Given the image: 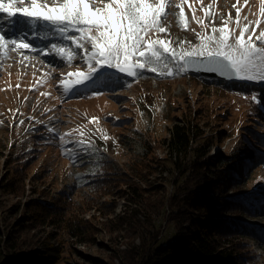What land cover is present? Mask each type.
<instances>
[{"label":"rangeland","instance_id":"1","mask_svg":"<svg viewBox=\"0 0 264 264\" xmlns=\"http://www.w3.org/2000/svg\"><path fill=\"white\" fill-rule=\"evenodd\" d=\"M48 2L51 4L53 0ZM236 8H240V27L249 21H264L260 0H247V3L245 0H172L163 21L166 33H153L150 38L164 39L170 49L180 51L181 42L187 49L198 43L197 33H211L210 20L220 27L229 17L228 27L238 35ZM181 10L183 18L179 15ZM206 11L214 13V17H206ZM0 17L8 32L9 23L4 15ZM197 20L209 26L204 28ZM261 28L264 23L257 28V34ZM37 29L38 35L45 37L33 43L39 52L6 49L0 56L1 238L15 230L11 226L23 215L22 210L14 213L15 205L22 208L32 197L41 199L45 195L72 192L73 202L82 206L77 211L79 216L94 228L90 231L93 240L79 243L65 236V260L58 264H127L134 247L140 243L139 238L125 233L124 229L106 226L129 212L128 201L121 197L126 187L119 180H112L108 187L110 195H96L93 186L87 183L90 177L84 175L88 171L87 160L95 154L103 155L115 164L119 178H124L120 174L129 172L135 162L144 160L154 167L157 160L164 158L165 150L159 142L168 137V129L181 121L182 116L192 115L204 132L194 145L196 157L207 162L219 152H240L236 163L220 170L223 175H217L216 165L206 167L213 180L209 197L220 198L224 194L235 197L240 193L255 196L251 212L241 217L256 231L254 237L244 238L245 251L248 264H264V102L260 100L264 81L228 82L187 72L161 76L147 70L129 77L113 69L107 70L110 79L103 82L105 86L74 85L65 91L61 81L74 79L68 77L69 72L87 71L86 64L79 55L71 64L61 59L50 45L72 46L70 42L57 37L48 25H39ZM15 35L14 29L6 37ZM44 50L52 54L42 55ZM208 138L212 141H207ZM81 140L91 146L85 149L77 143ZM85 152L90 155L85 157ZM169 166L163 162L158 171L152 172L153 167L148 170L140 167L149 184L163 185L166 197L172 190ZM8 174H19L18 184L23 189L12 192L11 187H5L12 182H6ZM80 176H84L83 182L79 181ZM217 183L220 187L223 184L224 191ZM234 185L238 186L237 190ZM136 215L139 220L146 216L144 212ZM166 216L162 213L153 216L160 236L171 230L166 225ZM51 230L54 229L48 225L36 224L33 229L14 234L32 248Z\"/></svg>","mask_w":264,"mask_h":264},{"label":"trees","instance_id":"2","mask_svg":"<svg viewBox=\"0 0 264 264\" xmlns=\"http://www.w3.org/2000/svg\"><path fill=\"white\" fill-rule=\"evenodd\" d=\"M203 134L197 119L192 115L182 116L181 121L168 129V137L159 142V146L165 150L164 158L157 160L153 167L142 157L143 161L135 162V167L131 166L129 172L120 174L124 178L117 176L115 164L101 154L87 160L88 171L84 175L90 177L87 183L93 186L96 195H110L111 189L108 187L112 180H119L126 187L121 191V197L128 201L129 212L109 221L106 226L124 229L125 233L139 238L140 243L134 247L127 264L249 263L244 238L254 237L256 231L241 217L251 212L255 196L240 193L235 197L222 194L220 198H210L213 180L206 170V167L216 165L218 175L220 170H226L236 163L240 152H219L212 160L205 158V162L194 153V145ZM207 141L211 142L212 138ZM146 154L148 157L149 153ZM84 155L90 154L85 152ZM163 162L171 165L168 167L170 171L172 169V190L167 197L163 185L149 184L141 172L142 168L148 170L152 167L151 172L158 171ZM230 176L233 178V175ZM83 178L80 176L79 181ZM9 180L12 182L5 184V187H11L12 192L23 189L18 184L19 174H8L6 182ZM217 184L224 191L223 184L221 187ZM233 187L238 189L237 185ZM71 193L60 192L55 196H42L41 199L32 197L23 203L22 208L18 205L12 207L15 214L22 210L23 215L11 226L15 230H10L4 239L0 234V264H58L65 260V236L79 243L93 240L90 231L94 228L79 216L77 211L82 206L73 202ZM139 212L146 214L144 220L137 218ZM159 213L167 215L166 225L171 226L165 236L163 233L160 236L159 230H155L153 216ZM36 224L48 225L54 230L37 240L34 247L28 248L14 233L26 228L33 229Z\"/></svg>","mask_w":264,"mask_h":264},{"label":"snow or ice","instance_id":"3","mask_svg":"<svg viewBox=\"0 0 264 264\" xmlns=\"http://www.w3.org/2000/svg\"><path fill=\"white\" fill-rule=\"evenodd\" d=\"M53 3L56 6L49 7L40 0H0V14H5L11 25L8 31H16L14 37H6L0 22V56L6 49L39 52L40 49L26 42L27 30L36 35L37 24L50 26L72 45L52 43L51 49L69 64L79 55L87 67V71L68 73L74 79L61 81L65 91L74 85L105 86L103 82L110 79L107 70L113 69L129 77H137L144 70L174 76L195 65L224 77L264 81V28L257 34V28L264 21L257 19L240 27V8H236L238 35L228 27L231 17L223 20L220 27L210 20V34L197 33V44L185 49L181 42V50L177 51L170 49L164 39L150 38L153 33H166L163 21L172 0H53ZM179 15L183 18L182 10ZM214 15L205 12L206 17ZM260 15L264 17V0H260ZM18 17L22 21L19 25ZM193 19H197L195 15ZM197 23L204 28L209 26L202 20ZM41 54L52 53L44 50ZM260 100L264 102V93ZM77 143L85 149L91 146L83 140Z\"/></svg>","mask_w":264,"mask_h":264},{"label":"bare ground","instance_id":"4","mask_svg":"<svg viewBox=\"0 0 264 264\" xmlns=\"http://www.w3.org/2000/svg\"><path fill=\"white\" fill-rule=\"evenodd\" d=\"M42 0H40V2H41ZM42 3V2H41ZM45 3H48V5H49V7H52V6H56L53 2L51 3V4H49V2H48V0H45ZM25 6H27V4L25 5ZM4 15V18L7 20V18H6V16H5V14H3ZM16 21H17V25H19L20 23H22V21H21V19L18 17V18H16ZM7 22H8V20H7ZM9 23V22H8ZM8 25H10V24H8ZM40 24H37L36 25V35H33L32 34V32L30 31V30H27L28 31V35H27V37H26V42H29L30 44H32L34 47H35V45L33 44L34 42L35 43H39L40 41H43L44 40V35L43 34H41V33H39V35H38V29H37V27L39 26ZM11 27V25L9 26V28ZM8 28V29H9ZM13 31V30H12ZM12 31H8V32H5V35H7V34H9V35H11L12 34ZM16 32V31H15ZM56 36L57 37H60L57 33H56Z\"/></svg>","mask_w":264,"mask_h":264},{"label":"water","instance_id":"5","mask_svg":"<svg viewBox=\"0 0 264 264\" xmlns=\"http://www.w3.org/2000/svg\"><path fill=\"white\" fill-rule=\"evenodd\" d=\"M186 72L191 73V74L205 76L208 78H218V79L226 80L228 82H232L236 80V78L224 77V76H220L218 73H211V72L205 71L201 68H198L195 65L191 66L189 70H187Z\"/></svg>","mask_w":264,"mask_h":264}]
</instances>
